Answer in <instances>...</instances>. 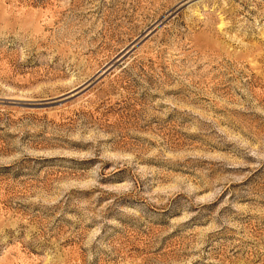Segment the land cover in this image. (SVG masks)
Returning <instances> with one entry per match:
<instances>
[{
    "label": "rangeland",
    "instance_id": "1",
    "mask_svg": "<svg viewBox=\"0 0 264 264\" xmlns=\"http://www.w3.org/2000/svg\"><path fill=\"white\" fill-rule=\"evenodd\" d=\"M0 264H264V0H0Z\"/></svg>",
    "mask_w": 264,
    "mask_h": 264
}]
</instances>
